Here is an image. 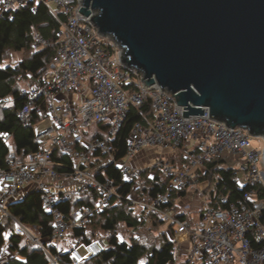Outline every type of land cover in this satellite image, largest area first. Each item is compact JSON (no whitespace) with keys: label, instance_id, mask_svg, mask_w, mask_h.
<instances>
[{"label":"built area","instance_id":"1","mask_svg":"<svg viewBox=\"0 0 264 264\" xmlns=\"http://www.w3.org/2000/svg\"><path fill=\"white\" fill-rule=\"evenodd\" d=\"M30 4L45 5L54 17L61 19V28L48 77L41 85H27L20 93L25 104L17 113L18 120L28 125L33 115L42 116L34 127L39 151L25 157L11 151L7 168L0 170V216L12 222L14 231L10 235L23 241L22 249L37 246L51 264H61L66 253L68 264H83L108 249L107 241L102 238L70 245L64 251L59 245L67 239L72 227L85 225L119 199L112 180L97 178L92 154L99 153L113 160L111 143L116 132L129 108L141 106L146 98L152 101L155 120L150 125L133 126L125 157L116 164L124 179H137L143 170L157 169L170 180L169 188L176 191L182 203L179 192L199 186L198 176L205 172L204 164L229 153L234 160L232 168L243 176L244 185H264L263 150L252 147L253 137L242 128H229L213 119L207 110L203 116L183 117V109L156 84L143 88L142 73L122 63L121 48L109 37L101 36L90 17L79 13L81 0H0V17ZM48 46V40L38 33L34 35L35 51ZM131 83L139 87V92L129 94L124 90ZM9 137L7 133H0L3 141ZM180 147L186 163L174 169L169 158ZM150 149L156 154L152 163L147 157L136 158L138 153ZM55 156L67 157L70 167L55 160ZM28 185H34L32 192L39 194L43 209L52 217L47 245L56 250L55 255H50L35 226L21 223L7 211L10 204L21 200L19 196ZM88 190L97 194L94 205L73 209L65 217L59 206ZM136 191L137 186L132 188L126 201L136 212L139 223L147 227L150 217L157 215L172 225L173 242L177 246L188 245L184 264H264V200L253 193L244 194L236 203H227L222 198L220 203L226 205L225 209L216 210L203 203L201 209L192 211L191 205L185 204L184 211L190 216L181 220L161 209L168 194L149 202ZM195 199L198 202L195 197L192 200ZM0 248L2 257L4 248ZM1 257L0 264L6 260Z\"/></svg>","mask_w":264,"mask_h":264},{"label":"trees","instance_id":"2","mask_svg":"<svg viewBox=\"0 0 264 264\" xmlns=\"http://www.w3.org/2000/svg\"><path fill=\"white\" fill-rule=\"evenodd\" d=\"M60 28L61 19L54 17L42 4L36 7L30 4L0 17V65L8 58V53H22L24 56L14 66L0 67V133L10 136L8 141L0 139V170L7 168V157L11 151L23 157L39 151L34 127L42 116L33 115V120L28 125H23L18 120L17 113L25 104L20 93L25 83L39 86L48 77L49 65L60 42ZM36 33L48 40L50 46L35 51L33 37ZM124 90L135 94L139 92V87L131 83ZM154 120L152 101L146 98L141 106L129 108L121 128L116 132L111 143L114 147L113 160L99 153L92 154L97 178L100 181L112 180L119 199L112 201L85 225L72 227L67 239L62 242L61 250L64 251L65 248L70 249V245L76 246L98 238L107 241L108 249L105 252L83 264H176L178 246L173 242V226L157 215H152L149 225L142 227L136 212L126 201L127 195L135 186L137 195L145 197L149 202L168 194L167 202L161 209L172 212L181 220L187 219L188 215L183 212L184 206L178 201L176 191L169 188L170 180L153 168L143 170L137 179L126 180L116 167L125 157L126 142L133 126L137 123L150 125ZM99 128L104 130V127ZM54 159L70 167L67 157L55 156ZM169 162L174 169L186 163L182 147L169 158ZM233 163L232 155L223 153L204 164L205 172L198 176V194L194 196L198 199V208L201 209L202 204L206 203L208 207L216 210L225 209L226 205L220 203L222 198H226L227 203H236L243 199L244 194L250 192L264 200V185L239 184L238 172L232 168ZM187 191L179 192V197L186 198ZM96 198L97 194L88 190L84 195L72 197L69 202L62 203L59 209L67 217L73 209L92 207ZM7 211L21 223L35 226L39 237L46 242L50 255L56 254V250L47 245L52 231V217L43 209L38 193H29L20 201L10 204ZM13 231L12 222L6 218L1 219L0 247H7L12 254L18 253V257H8L2 264H51L49 257L37 246L22 249L23 241L10 235ZM153 232H158L159 237L151 241L150 234ZM61 264H68V253L63 255Z\"/></svg>","mask_w":264,"mask_h":264},{"label":"water","instance_id":"3","mask_svg":"<svg viewBox=\"0 0 264 264\" xmlns=\"http://www.w3.org/2000/svg\"><path fill=\"white\" fill-rule=\"evenodd\" d=\"M142 87L264 140V0H81ZM264 161V148H263Z\"/></svg>","mask_w":264,"mask_h":264},{"label":"rangeland","instance_id":"4","mask_svg":"<svg viewBox=\"0 0 264 264\" xmlns=\"http://www.w3.org/2000/svg\"><path fill=\"white\" fill-rule=\"evenodd\" d=\"M52 9L54 10L55 7L54 5H51ZM23 54L22 53H8V58L3 61L0 65V67H7V66H14L15 64H17L22 58H23ZM27 83H25L24 85H22V89L26 88L27 87ZM251 145L254 149L256 150H263L264 148V140L262 138H252L251 140ZM155 150L154 149H150V151L148 152H140L137 154L136 158L137 157H141V158H144V157H147L148 159H150V163L153 162L154 160V156H155ZM261 170L262 172L264 173V167H261ZM238 182L239 184L241 185H244V178L241 174H238ZM34 185H28L26 188H25V191L23 192V194H21L19 196V200L22 199L24 196H26V194H29L31 193L33 190H34ZM202 188H199V190H201ZM196 190H198V188H190L188 189L187 191V196L186 198H184V200L182 201L181 205L184 206L186 202H189L191 203L190 201L194 198L195 194H198L196 193ZM197 205L194 204V206ZM193 208H196V207H193ZM186 215H188V218L189 219V212L188 211H183ZM0 219H1V216H0ZM158 232H153L152 234H150V240L153 241L155 237H159L158 236ZM169 235V233H168ZM171 237V236H170ZM156 241H159V240H156ZM61 249H63V246H62V243L59 245ZM188 245L185 243V244H181V245H178V249H177V261H176V264H184V256L186 254V249H187ZM4 250L2 251V257L1 259H7L8 257H12V256H15V254H12L9 252V250L6 248V247H3Z\"/></svg>","mask_w":264,"mask_h":264},{"label":"crops","instance_id":"5","mask_svg":"<svg viewBox=\"0 0 264 264\" xmlns=\"http://www.w3.org/2000/svg\"><path fill=\"white\" fill-rule=\"evenodd\" d=\"M184 200V199H183ZM182 200V201H183ZM191 203H189V202H186L185 204H188L189 203V205H191V208H192V211H196L197 210V208H198V204L197 205H195L194 206V204H196L197 202H196V199L193 201H190ZM193 207H196V208H193ZM194 215V214H193Z\"/></svg>","mask_w":264,"mask_h":264}]
</instances>
